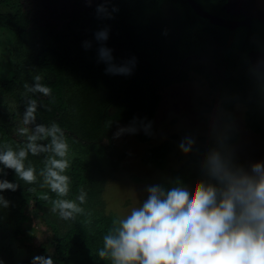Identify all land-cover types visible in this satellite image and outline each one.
I'll return each instance as SVG.
<instances>
[{
  "label": "trees",
  "instance_id": "1",
  "mask_svg": "<svg viewBox=\"0 0 264 264\" xmlns=\"http://www.w3.org/2000/svg\"><path fill=\"white\" fill-rule=\"evenodd\" d=\"M34 1L49 3L43 5L45 14H31V0H0V36L9 46V60L0 74V155L9 149L17 154L26 150L24 168H33L35 175L28 183L0 163V182L17 186L0 190V232L4 233L1 209L5 201L15 206L18 221L26 219L19 211L33 202L53 233V264H114L110 255L99 256L104 237L117 235L120 227L105 213L102 194L107 181L133 156L116 147L114 130L123 124L153 128L160 92L188 81L194 73L205 79L215 95L208 110L218 106L222 119L231 123L234 106H245L244 127L264 144V75L251 74L245 59L246 52L258 45L257 37L252 38L255 28L230 30L212 25L187 0ZM226 1L217 2L211 12L221 17L229 14L222 8ZM198 3L204 8L208 5ZM259 25L256 34H264V25ZM100 32H106L107 39H98ZM101 48L109 51L111 61L101 57ZM110 65L128 71L109 72ZM36 83L50 87L51 95L30 91ZM33 100L35 118L27 122L31 134L23 135L18 124L25 120ZM54 124L61 130L57 137L68 144L65 157L53 151L48 130ZM38 126L45 131H38ZM140 139L145 142L149 136ZM176 139L172 136L147 149L141 163L165 169ZM238 140L239 134L231 129L216 141L201 137L199 143L186 144L188 159L165 189L163 185L164 191L200 176L203 164L210 166L213 156L223 162L219 148ZM29 143L36 146V155L28 150ZM51 159L69 162L61 173L68 177L66 195L52 191L46 183ZM209 185L220 187L216 177ZM57 201L72 202L80 210H66L71 216L65 218L55 207ZM20 233L18 227L14 234ZM4 251L0 246V264H6Z\"/></svg>",
  "mask_w": 264,
  "mask_h": 264
},
{
  "label": "clouds",
  "instance_id": "2",
  "mask_svg": "<svg viewBox=\"0 0 264 264\" xmlns=\"http://www.w3.org/2000/svg\"><path fill=\"white\" fill-rule=\"evenodd\" d=\"M98 39H107V33H98ZM100 54L111 61L107 49L101 48ZM107 71L128 70L110 65ZM40 79V76L35 77L36 81ZM29 90L51 95V88L40 83ZM35 111L36 101L33 100L25 114V123L35 118ZM38 131L45 129L38 126ZM60 131L54 124L48 135L52 136L55 154L65 157L68 144L62 136L57 137ZM34 139V136L29 137L30 141ZM28 150L37 154L32 143L28 144ZM27 154L23 149L18 154L9 149L0 155V163L32 183L34 169L25 170L23 163ZM50 164L46 183L52 191L66 195L68 177L61 173L69 167V162L51 159ZM210 169L219 181L218 188L203 183H197L193 190L173 187L165 192L159 187L150 188L143 206L134 208L119 221L118 234L109 233L104 237V248L99 256L103 259L110 255L114 264H264V169L257 163L252 169L255 175L242 170L233 172L217 156L210 159ZM16 187L7 180L0 182V190ZM4 203L7 206V202ZM55 207L65 218L71 216L66 210H80L69 201H57ZM33 264H53V260L37 256Z\"/></svg>",
  "mask_w": 264,
  "mask_h": 264
},
{
  "label": "rangeland",
  "instance_id": "3",
  "mask_svg": "<svg viewBox=\"0 0 264 264\" xmlns=\"http://www.w3.org/2000/svg\"><path fill=\"white\" fill-rule=\"evenodd\" d=\"M71 2L73 0H63L60 3ZM45 3L46 6L49 5L48 2L31 0L29 12L45 14ZM4 39L0 36V74L6 69L5 64L9 60V46ZM120 58L124 60L126 55L122 53ZM160 94L162 99L153 121V128L123 124L113 132L116 147L121 151L133 153V156L122 163V168L115 178L107 181L102 194L105 213L113 216L118 224L121 219L130 215L134 208L143 206L150 195V188L163 189L164 185L165 189V184L172 182L174 172L188 159L187 151H184L181 145L185 148L186 144L199 143L201 137L216 141L228 130L237 131V143L219 148L224 153L223 163L230 171L242 170L248 175H255L252 169L257 163L264 169V144L257 135L245 129L244 113L234 109V121L227 123L222 119L223 113L218 106L208 110L215 95L203 77L191 73L188 81L176 83L162 90ZM18 129L23 135L31 134L25 120L19 121ZM143 135L149 136L145 142L140 139ZM172 136H177V139L174 141V151L167 158L165 169L141 163L140 157L147 149ZM213 178L215 176L211 174L210 166L204 163L201 175L181 188L193 190L197 183L207 186ZM12 206L9 203L1 209L5 217V230L1 229L4 233L0 232V246L5 247L3 261L6 264H23L25 261L27 264H33L37 256L51 258L54 254L53 233L45 224L41 212L31 202L19 211L26 219L18 221L17 210ZM18 227L21 228V233L17 237L14 232Z\"/></svg>",
  "mask_w": 264,
  "mask_h": 264
},
{
  "label": "water",
  "instance_id": "4",
  "mask_svg": "<svg viewBox=\"0 0 264 264\" xmlns=\"http://www.w3.org/2000/svg\"><path fill=\"white\" fill-rule=\"evenodd\" d=\"M193 11L207 19L212 25L235 30L240 27H250L252 20L264 24V0H227L223 9L234 16H243V20H227L205 11L195 0H187ZM249 59L254 70L264 73V54L253 51Z\"/></svg>",
  "mask_w": 264,
  "mask_h": 264
},
{
  "label": "flooded vegetation",
  "instance_id": "5",
  "mask_svg": "<svg viewBox=\"0 0 264 264\" xmlns=\"http://www.w3.org/2000/svg\"><path fill=\"white\" fill-rule=\"evenodd\" d=\"M197 3H198V1L200 2V1H202V3H205V4H208L207 6H206V8H204V7H202L199 3V5L205 10V11H207V12H209V13H211V14H213L212 12H211V10H215L216 9V3L217 2H220L221 0H195ZM228 13V12H227ZM217 16V15H216ZM219 17H221V16H219ZM221 18H224V19H227V20H243L244 19V17L243 16H234V15H231L230 13L229 14H227L226 16H222ZM259 24H262V23H260V22H258L257 20H252V22H251V25H250V27H247V28H249V29H252L253 27L255 28V30L253 31V35H252V38H254V36H256L257 37V43H258V45L256 46V47H252V48H250L247 52H246V56H245V59L247 58V62H248V64H249V67L253 70V73H251V74H253V75H264V73H262V72H259V71H256V70H254L253 69V67H252V65H251V62H250V59H249V53L250 52H253V51H258V52H260V53H262V54H264V34H256V32H257V30H259L260 29V25ZM264 25V24H263ZM238 29V28H237ZM237 29H235V30H237ZM241 56L242 55H239V56H237L236 57V60L237 61H239L240 59H241ZM234 109H237V110H239V111H241L242 113H244L245 114V106H243V105H241V104H237V105H235L234 106ZM233 109V110H234Z\"/></svg>",
  "mask_w": 264,
  "mask_h": 264
}]
</instances>
